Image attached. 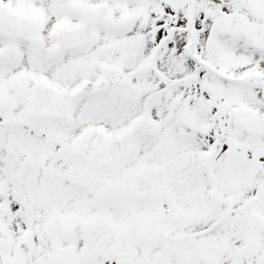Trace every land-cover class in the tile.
<instances>
[{
  "label": "snow or ice",
  "instance_id": "1",
  "mask_svg": "<svg viewBox=\"0 0 264 264\" xmlns=\"http://www.w3.org/2000/svg\"><path fill=\"white\" fill-rule=\"evenodd\" d=\"M0 264H264V0H0Z\"/></svg>",
  "mask_w": 264,
  "mask_h": 264
}]
</instances>
